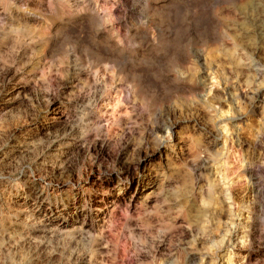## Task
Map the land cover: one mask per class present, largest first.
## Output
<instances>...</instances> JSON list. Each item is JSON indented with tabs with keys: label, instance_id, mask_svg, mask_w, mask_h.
Masks as SVG:
<instances>
[{
	"label": "clouds",
	"instance_id": "9594fccd",
	"mask_svg": "<svg viewBox=\"0 0 264 264\" xmlns=\"http://www.w3.org/2000/svg\"><path fill=\"white\" fill-rule=\"evenodd\" d=\"M0 264H264V0H0Z\"/></svg>",
	"mask_w": 264,
	"mask_h": 264
}]
</instances>
